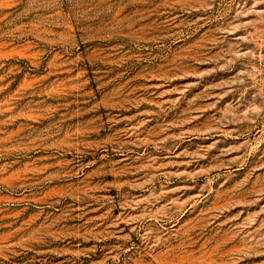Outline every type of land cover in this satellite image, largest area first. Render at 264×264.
<instances>
[{
  "label": "rangeland",
  "instance_id": "1",
  "mask_svg": "<svg viewBox=\"0 0 264 264\" xmlns=\"http://www.w3.org/2000/svg\"><path fill=\"white\" fill-rule=\"evenodd\" d=\"M0 264H264V0H0Z\"/></svg>",
  "mask_w": 264,
  "mask_h": 264
}]
</instances>
